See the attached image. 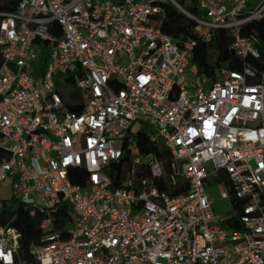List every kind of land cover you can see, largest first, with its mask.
<instances>
[{"label": "built area", "instance_id": "built-area-1", "mask_svg": "<svg viewBox=\"0 0 264 264\" xmlns=\"http://www.w3.org/2000/svg\"><path fill=\"white\" fill-rule=\"evenodd\" d=\"M195 1L199 15L180 0H21L0 12V183L43 216L32 262L21 233L0 226V264H264V70L191 84L197 41L160 28L170 4L201 41L231 30L233 52L259 58L241 29L264 22V0ZM140 132L163 143L170 173L138 153ZM165 178L187 190H160ZM209 185L240 204L239 230L216 214ZM64 204L74 220L61 228Z\"/></svg>", "mask_w": 264, "mask_h": 264}, {"label": "trees", "instance_id": "trees-1", "mask_svg": "<svg viewBox=\"0 0 264 264\" xmlns=\"http://www.w3.org/2000/svg\"><path fill=\"white\" fill-rule=\"evenodd\" d=\"M21 0H11L9 2H0V12H15ZM184 7L199 15V9L195 0H180ZM185 1V2H184ZM165 14L161 17L162 25L161 30L163 33L171 36L177 41L184 42L185 40H196L197 45L192 53V64L194 65L198 75L204 77L208 82H215L219 78V72L223 68L230 70L241 71L245 65L257 71L264 70V22H250L243 26L241 34L244 37L255 40L259 58H251L243 60L239 58L232 50L233 32L226 29H217L214 31L212 39L208 42L201 41L195 34V22L186 17L173 5L166 4L164 7ZM1 23V19H0ZM63 93V92H62ZM64 94V93H63ZM77 101L81 100L77 94H74ZM66 105L71 112H80L82 105H73L66 100ZM137 144V151L141 154L153 153L164 163L167 173H170V154L165 149L163 143H151L144 132H140L135 137ZM6 157L4 151L0 150V162ZM130 152L126 151L124 158L121 161V168L118 175L113 177L115 186L124 177L126 169L130 163ZM74 184L84 185V178H72ZM160 190H166L169 194L175 196L187 190V184L180 178L175 185H170L168 179H162L157 183ZM3 208L0 213V226L10 223L22 235L20 254L22 259L32 262L30 255L31 249L34 245L39 243L40 238V224L43 216L36 214L31 217L28 211L25 210L24 205L14 199L12 196L4 199ZM234 209H238L240 204L235 200L231 202ZM60 222V227L64 228L70 225L74 220V213L68 204L62 206L61 211L56 214ZM239 216L228 218L225 225L231 230H239L240 224L238 223Z\"/></svg>", "mask_w": 264, "mask_h": 264}, {"label": "rangeland", "instance_id": "rangeland-1", "mask_svg": "<svg viewBox=\"0 0 264 264\" xmlns=\"http://www.w3.org/2000/svg\"><path fill=\"white\" fill-rule=\"evenodd\" d=\"M188 80L191 82V84H196L201 80V82H204V77L201 75H198L196 72V69L194 68L193 64H191L187 71ZM75 91L78 92V89L75 88ZM151 130V129H149ZM210 194L216 199V208L219 206V210L216 209V212L221 214L222 217L229 218L231 216H237V211H234L231 204L228 201H224L220 198L219 189L212 188L209 190ZM11 189L8 186V183H0V200L8 199L11 197Z\"/></svg>", "mask_w": 264, "mask_h": 264}, {"label": "crops", "instance_id": "crops-1", "mask_svg": "<svg viewBox=\"0 0 264 264\" xmlns=\"http://www.w3.org/2000/svg\"><path fill=\"white\" fill-rule=\"evenodd\" d=\"M212 188H216L217 190L219 189L216 185H209L208 186V191L210 190V189H212ZM209 193H210V191H209ZM219 194H220V192H219ZM214 198V197H213ZM214 210H215V212H216V209L217 210H219V206H217V208H216V199H214ZM230 203V202H229ZM231 204V203H230ZM216 214H218V215H221V214H219V213H217L216 212Z\"/></svg>", "mask_w": 264, "mask_h": 264}]
</instances>
